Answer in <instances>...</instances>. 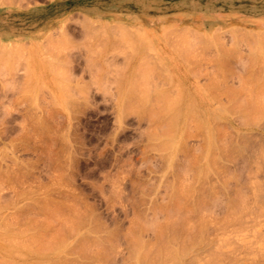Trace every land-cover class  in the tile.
<instances>
[{
	"label": "rangeland",
	"instance_id": "1",
	"mask_svg": "<svg viewBox=\"0 0 264 264\" xmlns=\"http://www.w3.org/2000/svg\"><path fill=\"white\" fill-rule=\"evenodd\" d=\"M12 1L0 0V264H257L264 0ZM176 188L198 211L172 216Z\"/></svg>",
	"mask_w": 264,
	"mask_h": 264
},
{
	"label": "bare ground",
	"instance_id": "2",
	"mask_svg": "<svg viewBox=\"0 0 264 264\" xmlns=\"http://www.w3.org/2000/svg\"><path fill=\"white\" fill-rule=\"evenodd\" d=\"M12 2H13V1L11 0V3H12ZM8 3H9V2H8ZM121 26H122V25H121ZM123 26H124V25H123ZM122 28H123V27H122ZM124 28H125V26H124ZM138 31H139V30H138ZM142 31H143V30H142ZM142 31L140 32V34L142 33ZM243 32H244V31H243ZM137 33H138V32H137ZM238 34H239V32H238ZM173 35L176 36L174 33H173ZM241 35H243V34H241ZM174 38H175V37H174ZM174 38H173V39H174ZM179 39H180V38H179ZM174 40H177V39L175 38ZM177 41H178V40H177ZM179 41H180V40H179ZM241 41H242V40H241ZM178 43L180 44V42H178ZM260 43H261V42H260ZM259 47H260V46H259ZM261 47H262V45H261ZM259 53H260V52H259ZM220 58H221V57H220ZM257 61H258V60H257ZM218 67H219V66H218ZM161 70H163V69H161ZM219 70H220V69H219ZM221 71H222V70H221ZM222 74H223V73H222ZM263 74H264V73H263ZM207 75H208V74H207ZM259 75H260V74H259ZM261 78L264 79V76H262ZM219 79H220V78H219ZM219 79L216 78V80H219ZM257 79H258V78H256V80H257ZM223 80H224V78H223ZM261 80H262V79H261ZM219 81H220V80H219ZM219 81H218V82H219ZM215 82H216V81H215ZM258 82H259V81H258ZM247 83H249V81H248ZM247 83H246V84H247ZM252 83H253V82H252ZM254 83H255V82H254ZM256 83H257V81H256ZM263 83H264V81H263ZM217 84H218V83H217ZM242 84L244 85V83H242ZM242 84H241V88H240V90L244 88ZM257 84H258V83H257ZM62 85H63V84H62ZM210 85H211V84H210ZM210 85H209V86H210ZM248 85H249V84H248ZM212 86H213V85H212ZM222 86H223V85H222ZM63 87H64V86H63ZM216 87H217V86H216ZM245 87H246V86H245ZM249 87H251V86H249ZM252 87H253V86H252ZM252 87H251V88H252ZM256 87H257V86H256ZM258 87H259V86H258ZM138 88H140V87L138 86ZM231 88H232V87H231ZM231 88H230V89H231ZM251 88H250V89H251ZM136 89H137V88H136ZM136 89H135V90H136ZM210 89H211V88H210ZM223 89H224V87H223ZM227 89H228V88H227ZM248 89H249V88H248ZM248 89H247V90H248ZM60 90H61V89H60ZM135 90H134V91H135ZM243 90H244V89H243ZM256 90H257V89H256ZM256 90H255V94H256V93L258 94L259 92L256 91ZM134 91H132V92H134ZM137 91H138V90H137ZM141 91H142V90H141ZM141 91H140V93L137 92V94H138V93L141 94V93H142ZM143 91H144V90H143ZM166 91H167V90H166ZM166 91L164 92V94L167 96L168 93L166 94ZM208 91H209V90H208ZM219 91H220V90H219ZM248 91H249V93H250V90H248ZM157 92H158V91H157ZM161 92H162V91H161ZM232 92H233V91H232ZM261 92H262V91H261ZM227 93H228V92H227ZM229 93H231V92H229ZM252 93H253V92H252ZM252 93H251V94H252ZM134 94H135V93H134ZM162 94H163V93H162ZM219 94H220V93H219ZM219 94H218V95H219ZM225 94H226V93H225ZM165 95H164V98H163V99H165V97H166ZM215 95H216V94H215ZM258 95H259V96H263L264 93H263V95H260V93H259ZM137 96H140V95H137ZM145 96H146V95H145ZM156 96H157V95H156ZM161 96H162V95H161ZM158 97H159V96H158ZM167 97H168V99L170 100V97H171V96L169 95V96H167ZM231 97H234V94H233V96H232V94H231ZM247 97H251V95H248ZM255 97H257V96H255ZM140 98H142V97H140ZM144 98H145V97H144ZM146 98H147V97H146ZM172 98H173V97H172ZM175 98H176V97H175ZM175 98H174V99H175ZM181 98H182V97H181ZM181 98H180V99H181ZM236 98H237V97H236ZM253 98H254V97H253ZM257 98H258V97H257ZM262 98H264V97H262ZM262 98L260 97V99H261V104L263 103V102H262V100H263ZM168 99H166V100H168ZM178 99H179V97H178ZM230 99H231V98H230ZM234 99H235V97H234ZM134 100H135V99H134ZM145 100L147 101V99H145ZM145 100H144V101H145ZM176 100H177V98H176ZM176 100H175V101H176ZM243 100H246V99H243ZM248 100H249V101H248L249 104H251V103L254 101V100L252 101L251 99H248ZM250 100H251V101H250ZM129 101H130V100H129ZM132 101H133V100H132ZM140 101H141V100H140ZM142 101H143V100H142ZM156 101H158V100H156ZM156 101H155V102H156ZM160 101H161V100H159V102H158L159 105H161V104H160ZM175 101H174V102H175ZM230 101H232V100H230ZM127 102H128V100H127ZM133 102H135V101H133ZM161 102H162V101H161ZM171 102H172V101H171ZM174 102H172L173 108H174ZM177 102H180V100H179V101L177 100ZM238 102H239V101H238ZM244 102H245V101H244ZM246 102H247V101H246ZM250 102H251V103H250ZM255 102H256L257 104H254V102H253V104H254V105H259V107H260V105H261L260 102H257V100H255ZM55 103H56V102H55ZM67 103H68V102H67ZM67 103H66V104H67ZM130 103H131V102H130ZM130 103H129V104H130ZM143 103H145V102H143ZM146 103H147V102H146ZM153 103H154V100H153ZM175 103H176V102H175ZM57 104H58V103H57ZM127 104H128V103H127ZM140 104H141V103H140ZM150 104H151V103H150ZM156 104H157V103H156ZM158 104H157V105H158ZM162 104H164V103H162ZM168 104H169V103H168ZM246 104H247V103H246ZM125 105H126V104H125ZM132 105H135V106H136V104H134V103H133ZM147 105H148V104H147ZM165 105H166V104H165ZM223 105H224V104H223ZM262 105H263V104H262ZM135 106H134V107H135ZM141 106H142V105H141ZM144 106H145V104H144ZM150 106H151V105H150ZM190 106H191V105H190ZM194 106H195V105H194ZM240 106H241V103H240ZM136 107H137V106H136ZM161 107H162V105H161ZM195 107H196V106H195ZM151 108H152V107H151ZM166 108H167V107H165V109H166ZM192 108H193V106H191L190 109H192ZM223 108H224V107H223ZM241 108H242V107H241ZM241 108H240V111H241ZM261 108L264 109V106H261ZM139 109H140V108H139ZM144 109H145V108H144ZM160 109H161V108H160ZM162 109H163V108H162ZM167 109H168V108H167ZM171 109H172V108H171ZM224 109H225V108H224ZM263 109H262V110H263ZM152 110H153V109H152ZM196 110L198 111V109H196ZM260 110H261V109H260ZM155 111H156V110H155ZM162 111H163V110H162ZM169 111H170V110H169ZM169 111H168V112H169ZM199 111H200V110H199ZM206 111H207V110H206ZM220 111H221V110H220ZM160 112H161V111H160ZM164 112H167V111L164 110ZM188 112H189V111H188ZM155 113H156V112H155ZM205 113H206V112H205ZM205 113H203V115H205ZM143 114H144V113H143ZM153 114H154V110H153V113H152V114H148V115H151V117H153ZM157 114L160 115L159 112H157ZM191 114H192V113H191ZM121 115H122V113H121ZM166 115H167V113H166ZM170 115L172 116V113H171ZM170 115H169V116H170ZM198 115L200 116L201 114L199 113ZM167 116H168V115H167ZM171 116H170V117H171ZM190 116L192 117V115H189V117H190ZM205 116H206V115H205ZM207 116H210V117H211L212 114H209V115H208V112H207ZM217 116H218V115H217ZM149 117H150V116H149ZM173 117H174V116H173ZM212 117H213V116H212ZM248 117H249V116H248ZM253 117H254V116H253ZM155 118H158V116L155 117ZM167 118H168V117H167ZM171 118H172V117H171ZM195 118H198V117L196 116ZM199 118H200V117H199ZM199 118H198V119H199ZM216 118H218V117H216ZM216 118H215V120L218 121V119H216ZM251 118H252V115H251ZM251 118H250V120H251ZM152 119H153V118H152ZM152 119H151V122H152ZM188 119H189V118H188ZM247 119H248V118H246V120H247ZM253 119H254V118H253ZM153 120H154V119H153ZM157 120H158V119H157ZM168 120H169V119H168ZM175 120H176V118H175ZM175 120L172 119L171 121H175ZM189 120H190V119H189ZM199 120L201 121V118H200ZM254 120H255V119H254ZM160 121H161V120H160ZM193 121H195V119H194ZM197 121H198V120H197ZM166 122H167V120H166ZM207 122H208V121H207ZM218 122H219V121H218ZM168 123H169V121H168ZM171 123H173V122H170V124H171ZM198 123H199V122H198ZM213 123H214V122H213ZM222 123H223V122H222ZM251 123H252V122H251ZM170 124H169L168 126H170ZM173 124H174V123H173ZM199 124H200V123H199ZM199 124L195 123V125H198V126H199ZM201 124H202V128H203V124H205V126H206V123H203V122H202ZM201 124H200V127H201ZM155 126H156V125H155ZM158 126H159V125H158ZM168 126H167V128H168ZM171 126H172V125H171ZM213 126H214V125H213ZM159 127H160V126H159ZM200 127H198V130H199ZM188 128H189V127H188ZM208 128H209V124H208ZM170 129H171V128H170ZM185 129H186V128H185ZM204 129H205V128H204ZM206 129H207V128H206ZM227 129H228V127H227ZM163 130H164V128H163ZM168 130H169V129H168ZM220 130H221V129H220ZM232 130H233V129H232ZM33 132H34V131H33ZM187 132H188V131H187ZM221 132H223V131H221ZM221 132H220V133H221ZM225 132H226V131H225ZM228 132H229V131H228ZM147 133H148V132H147ZM165 133H166V132H165ZM172 133H175V132H172ZM204 133H206V131H205ZM209 133H210V132H209ZM213 133H214V132H213ZM215 133H216V132H215ZM215 133H214V134H215ZM168 134H169V133H168ZM170 134H171V133H170ZM224 135H225V134H224ZM167 136H168V135H167ZM170 136H171V135H170ZM172 136H173V135H172ZM187 136H188V135H187ZM214 136H216V135H214ZM214 136H213V138H215ZM227 136H228V135H227ZM227 136H226V137H227ZM155 137H156V136H155ZM162 138H163V137H162ZM231 138H232V137H231ZM239 138H240V136H239ZM158 139H159V138H158ZM173 139H174V138H173ZM206 139H207V137H206ZM206 139H205V140H206ZM215 139H216V138H215ZM169 140H170V139H169ZM221 140H222V139H221ZM163 141H165L164 144H162ZM163 141L161 142V146H162V145L164 146L165 143H167L166 140H163ZM184 141H185V140H184ZM212 141H213V140H212ZM217 141H219V140H217ZM224 141L226 142V138H225ZM174 142H175V140H174ZM207 142H208V141H207ZM221 142H222V141H221ZM171 143H172V142H171ZM227 143H228V142H227ZM208 144H209V143H208ZM212 144H213V143H212ZM214 144H215V143H214ZM220 144H221V143H220ZM222 144H225V143H222ZM168 145H169V144H168ZM179 145H181V142H180ZM206 145H207V144H206ZM165 146L167 147V145H165ZM225 146H226V145H225ZM169 147H171V144H170V146H168L167 148H169ZM212 147H213V146H212ZM218 147H219V146H218ZM223 147H224V146H223ZM167 148H166V149H167ZM216 148H217V147H216ZM263 148H264V146H263ZM163 149H165V148H163ZM182 149H183V148H182ZM238 149H239V148H238ZM167 150H168V149H167ZM177 150H179V149H177ZM177 150H176V151H177ZM211 150H212V149H211ZM261 150H262V149H261ZM259 151H260V150H259ZM165 152H167V151H165ZM196 152H197V151H196ZM199 152H200V151H199ZM222 152H223V151H222ZM260 152H261V151H260ZM162 153H163V152H162ZM170 153H171V152H170ZM205 153H206V152H205ZM261 154H262V156H263L262 158H264V155H263L262 152H261ZM176 155H177V154H176ZM204 155H205V154H204ZM204 155H203V156H204ZM259 155H260V154H259ZM171 156H172V155H171ZM201 156H202V155H201ZM167 157H168V156H167ZM169 157H170V156H169ZM191 157H192V156H191ZM213 157H214V156H213ZM213 157H211L212 160H215L216 158L213 159ZM258 158H259V156H258L257 158H255V159H258ZM189 159H190V158H189ZM197 159H198V157H197ZM199 159H201V158L199 157ZM202 159H203V157H202ZM191 160H192V159H191ZM260 160H262V159H260ZM260 160H259V161H260ZM263 160H264V159H263ZM168 161H169V160H168ZM189 161H190V160H189ZM194 161H195V160H194ZM254 161H255V160H254ZM186 162H188V161H186ZM191 162H192V161H191ZM195 162H196V161H195ZM213 162L215 163V161H213ZM189 163H190V162H189ZM197 163H198V162H197ZM197 163H196V164H197ZM210 163H211V162H210ZM210 163H209V164H210ZM187 164H188V163H187ZM194 164H195V163H193L192 165H194ZM196 164H195V165H196ZM166 165H167V164H166ZM195 165H194V166H195ZM199 165H201V164L199 163ZM205 165H206V164H205ZM206 166H207V165H206ZM211 166H212V165H211ZM185 167H186V166H185ZM186 168H187V167H186ZM191 168H192V167H191ZM204 168H207V167L204 166ZM170 169H171V168H170ZM181 169H182V168H181ZM187 169L189 170V168H187ZM198 169H199V167H198ZM211 169H212V168H211ZM259 169H260V168H259ZM200 170H201V168H200ZM200 170H197V171H200ZM202 170H203V169H202ZM181 171H183V170H181ZM191 171H192V170H191ZM191 171H190V172H191ZM210 171H211V170H210ZM234 171H235V170H234ZM247 171H248V170H247ZM253 172H254V171H253ZM182 173L184 174V172H182ZM186 173H187V171H186ZM195 173H196V172H195ZM195 173H194V175H195ZM246 173H247V172H246ZM187 174H189V173H187ZM191 174H192V173H191ZM233 174H234V173H233ZM198 175H199V174H198ZM187 176H188V175H187ZM250 176H251V175H250ZM256 176H257V175H256ZM177 177H180V176L177 175ZM183 177H185V176H183ZM188 177H189V176H188ZM223 177H224V176H223ZM193 178L196 179V176H194ZM198 178H199V177H198ZM224 178H225V177H224ZM175 179H176V178H175ZM178 180H179V179H178ZM188 180H189V179H188ZM255 180H256V179H255ZM179 181H180V180H179ZM179 181H178V182H179ZM190 181H191V180H190ZM188 182H189V181H188ZM188 182H187V183H188ZM253 182H255V181H253ZM257 182H258V181H257ZM176 183H177V182H176ZM181 183H182V182H181ZM189 183H190V182H189ZM178 184H179V183H178ZM182 184H183V183H182ZM187 185H188V184H187ZM189 185H190V184H189ZM191 185H192V184H191ZM258 185H259V184H258ZM177 186H179V185H177ZM180 186H181V185H180ZM180 186H179V187H180ZM185 186H186V183H185ZM192 186H193V185H192ZM260 186H261V185H260ZM260 186H259V187H260ZM262 186H263V185H262ZM262 186H261V187H262ZM171 187H173V186H171ZM189 187H190V186H189ZM173 188L175 189V186H174ZM182 188H183V187H182ZM187 188H188V187H187ZM187 188H186V189H187ZM174 189H173V191H174ZM184 189H185V188H184ZM252 189H254V188H252ZM252 189H251L250 192H252V191L254 192V190H252ZM259 189H260V188H259ZM176 190H177V191H176V192L174 191V192L172 193V195H175V194H176V196H177L178 198H177L176 196H175L176 198L174 197V198H175V200H174V204H172V201H170L171 204L169 203L170 206L173 205V209H172V210H173V213H175V214H173V213L170 212L171 209H168V208H171V207H167V208L165 209L166 211H167V210H170V211H167V212H170L171 215L173 214V215H172L173 217H174V216H177L178 213H179L178 216H180V211H181V209H183L184 207H185V208H188V207L190 208V205L192 204V201H191V202H190V203H191L190 205H188V206H186V205L183 206V205L181 204V201H182L181 198H182V195H183V194L181 195V192L178 190V188H176ZM190 190H192V191L194 192L193 189H190ZM241 190H242V189H241ZM261 190H262V189H261ZM170 191H171V190H170ZM188 191H189V190H188ZM258 191H259V190H258ZM258 191L256 190V192H258ZM179 192H180V193H179ZM262 192H263V191H262ZM262 192H261V193H262ZM188 193H189V192H188ZM188 193H184V195H185V194L188 195ZM261 193H259L260 196H261ZM179 194L181 195V198H180V195H179ZM240 194H242V193H239V196H240ZM256 194H258V193H256ZM256 194H254V195H256ZM178 195H179V196H178ZM191 195H192V194H191ZM214 195H215V194H214ZM185 196H186V195H185ZM189 196H190V195H189ZM246 196H247V194H246ZM240 197H241V199L243 200V197H244V196H243V197L240 196ZM240 197H239V198H240ZM262 197H263V196H262ZM190 198H192V197H190ZM244 198H245V197H244ZM257 198H258V197H257ZM257 198L254 197V199H257ZM193 199H194V198H193ZM247 199H248V197H247ZM254 199H253V200H254ZM260 199L262 200V198H260ZM184 200H185V198H184ZM202 200H203V199H202ZM239 200H240V199H239ZM245 200H246V199H245ZM245 200L243 201V203L246 202ZM185 201H186V200H185ZM263 201H264V200H263ZM263 201H262V202H263ZM183 202H184V201H183ZM241 202H242V201H241ZM241 202H240V203H241ZM247 202H248V200H247ZM257 202H258V201L255 202V203H256V206H258V203H257ZM259 202H260V200H259ZM0 203H1V202H0ZM198 203H199V207H200V202H198ZM198 203L196 202V204H198ZM252 203H253V202H252ZM255 203H254V204H255ZM4 204H5V203H4ZM65 204H66V203H65ZM184 204H186V203H184ZM202 204H203V203H202ZM234 204H235V203H234ZM241 204H242V203H241ZM259 204H260V203H259ZM192 205H194V206H193V207L191 206L190 210H193V212H194L195 210L198 211V209H197L198 207L195 209V204H192ZM226 205H227V204H226ZM231 205H232V204H231ZM231 205H230V207H231ZM251 205H252V204H251ZM196 206H198V205H196ZM239 206H240V205H239ZM239 206H238V207H239ZM243 206H244V204H243ZM246 206H247V205H246ZM246 206H245V209H246ZM262 206H264L263 203H262ZM18 207H19V206H18ZM182 207H183V208H182ZM236 207H237V206H236ZM260 207H261V206L259 205V207H257V208H259V210H260ZM0 208H1V207H0ZM231 208H233V205H232ZM231 208H230V209H231ZM241 208H242V205H241ZM248 208H250V207H248ZM254 208H255V206H254ZM254 208H252V210H251V209H249V210H251V211H255V210H253ZM245 209L242 210V212L245 211ZM75 210H76V209H75ZM157 210H158V209H157ZM186 210H187V209H186ZM234 210H235V209H234ZM73 211H74V210H73ZM237 211L239 212V210H237ZM246 211H247V210H246ZM246 211H245V212H246ZM260 211H262V210H260ZM238 212H237V213H238ZM170 213H169V214H170ZM243 213H244V212H243ZM259 213H260V212H259ZM10 214H12V212H11ZM77 214H79V213H77ZM240 214H241V213H240ZM79 215H80V214H79ZM241 215H243V214H241ZM241 215H240V216H241ZM244 215H245V214H244ZM14 216H15V213H14ZM17 216H18V215H16V218H19V217H17ZM169 216H170V215H169ZM169 216L167 215V217H169ZM172 216H171V217H172ZM181 216H182V213H181ZM234 216H235V214H234ZM7 217H8V215H7ZM171 217H170V219H172ZM182 217H183V216H182ZM184 217H185V216H184ZM211 217H212V216H211ZM232 217H233V216H232ZM238 217H239V216H238ZM238 217H237V219L235 218V220H238ZM258 217H259V216H258ZM174 218H175V217H174ZM228 218H230V217H228ZM2 219H3V218H2ZM11 219H12V218L10 217V220H11ZM168 219H169V218H168ZM240 219H241V218H239V220H240ZM242 219H243V218H242ZM242 219H241V220H242ZM36 220L38 221V219H36ZM76 220H77V219H76ZM78 220H79V218H78ZM179 220H181V219H179ZM241 220H240V221H241ZM11 221H12V220H11ZM14 221H17V220L14 219ZM80 221H81V220H80ZM169 221H170V220H169ZM177 221H178V220H177ZM242 221H243V220H242ZM4 222H6V221L4 220ZM140 222H141V221H140ZM166 222H167V221H166ZM173 222L176 223L175 225H177V223H178V222H175L174 219H173ZM183 222H184V221H183ZM170 223H171V222H170ZM180 223H181V221H180ZM11 224H12V226H13V223H11ZM48 224L50 225V223H48ZM154 224H155V223H154ZM154 224H153V225H154ZM156 224H157V223H156ZM163 224H164V223H163ZM172 224H173V223H172ZM172 224H168V223H167V225H168V226H167L166 223H165V227H166V226L169 227V230H168V231H169V236H170L169 239H170V240H168V241H169L170 243H171V241H172L171 239H172L173 237H174V239H176V240L173 239V241H178L177 239L180 237L179 235H181V234L184 233L183 231L181 232V234H180V232H179V235H178V236H176V235L174 234V233H177V229H176V228H178V229L181 231V228H180L179 225H177V226L174 225L175 227L172 226V227L174 228V231H173L174 233H171L170 231L173 229V228L171 227ZM14 225H15V223H14ZM24 225H25V224H24ZM142 225H143V223H142ZM169 225H170V226H169ZM188 225H190V224L188 223V224H187V227H188ZM224 225H225V224H224ZM1 226H2V225H1ZM1 226H0V227H1ZM3 226H4V225H3ZM3 226H2V227H3ZM5 226H7L6 223H5ZM5 226L3 227V229L6 228ZM16 226H17V225H16ZM18 226H19V225H18ZM145 226H146V225H145ZM150 226H151V225H150ZM158 226H159V225H158ZM190 226H191V225H190ZM9 227H10V226H9ZM47 227H48V226H47ZM160 227H162V226L160 225V226L158 227V229H159ZM163 227H164V226H163ZM165 227H164V228H165ZM170 227H171V230H170ZM191 227H192V226H191ZM200 227H201V225H200ZM19 228H20V227H19ZM21 228H22V227H21ZM21 228H20V229H21ZM26 228H27V227H26ZM150 228H151V227H150ZM155 228H156V227H155ZM53 229H54V228H53ZM161 229H163V228H161ZM167 229H168V228H167ZM187 229H190V228L188 227ZM197 229L199 230V227H198ZM201 229L203 230V228H201ZM219 229H220V228H219ZM12 230L14 231V226H13V229H12ZM18 230H19V229H18ZM24 230H25V226H24ZM140 230H141V229H140ZM143 230H144V229H143ZM163 230H164V234H165V232H166V234H168V232L166 231V229H163ZM163 230H162V232H163ZM179 230H178V231H179ZM185 230H186V229H185ZM198 230H197V232H199ZM202 230H200V231L202 232ZM6 231H7V230H6ZM8 231H11V229L8 228ZM26 231H27V230H26ZM54 231H55V230H54ZM189 231H190V230H189ZM189 231H188V232H189ZM11 232H12V231H11ZM15 232H16V231H15ZM139 232H140V231H139ZM201 232H200V233H201ZM2 233H3V232H2ZM2 233H0V234H2ZM12 233H14V232H12ZM23 233H24V232H23ZM37 233H38V232H37ZM160 233H161V232H160ZM170 233L173 235V237H172V235H171ZM189 233H192V231L189 232ZM7 234H8V233H7ZM21 234H22V233H21ZM24 234H25V233H24ZM51 234H52V233H51ZM55 234H57V233L55 232ZM55 234H54V232H53V236H52L53 239L55 238V237H54ZM162 234H163V233L159 234V236L161 235L162 237H164V236H163L164 234H163V235H162ZM177 234H178V233H177ZM184 234H185V233H184ZM192 234H195V233H192ZM192 234L190 235V238L187 236L188 234L186 235V236L188 237V239H191V238L193 239ZM2 235L5 237L6 234H5V235L2 234ZM2 235H1L0 238H2V240H3L4 237H2ZM8 235H9V234H8ZM10 235H11V234H10ZM10 235H9V236H10ZM58 235H59V234H58ZM156 235H157V234H156ZM197 235H198V234H197ZM9 236H8V237H9ZM20 236H21V235H20ZM24 236H25V235H24ZM32 236H33V235H32ZM55 236H56V235H55ZM130 236H131V235H130ZM157 236H158V235H157ZM175 236H176V237H175ZM186 236L184 235L183 237L187 238ZM195 236H196V235H195ZM6 237H7V236H6ZM8 237H7V240L5 239V241H7V242H9V240H11V239H12L13 241H16V240H14V239L17 238L16 235H15V238H14V239H13L14 236H12V238H11V236H10L9 238H8ZM22 237H23V235H22ZM60 237H61V236H60ZM133 237H134V236H133ZM171 237H172V238H171ZM177 237H178V238H177ZM196 237H197V236H196ZM23 238H24V237H23ZM27 238H28V237H27ZM29 238H30V237H29ZM31 238H32V237H31ZM31 238H30V240H33V239H31ZM61 238H62V237H61ZM157 238H158V237H157ZM165 238H167V235L165 236ZM180 238H182V237H180ZM17 239H19V237H18ZM58 239H59V238H58ZM58 239H54V240L57 241ZM79 239H80V238H79ZM135 239H136V236H135ZM160 239H161V240H160ZM163 239H164V238H160V237H159V239H157V241L159 240V243H158V242H157V243L160 245V243L163 242ZM167 239H168V238H167ZM167 239H166V240L164 239V242H163L164 247H163L162 244H161L160 247H159V246H155V248H156V247H157V248L159 247V248L162 250V251H160L159 249H156V250H159V252L161 253V256H162V253H163L164 256H165V254H167L166 256L169 257V258H171V256H172V252H173V251L170 250V251H172V252H171V254L169 255V251H168V248H169V247H167V246L169 245V242L167 241ZM182 239H183V238H182ZM12 240H11L10 243L13 242ZM20 240L22 241L21 238H20ZM49 240H51V238H50ZM54 240H53V241H54ZM132 240H133V238H132ZM136 240H137V239H136ZM194 240H195V237H194L193 240H190V241H194ZM18 241H19V240H18ZM21 241H20V243L22 244V246H23L24 244H26V243H24L25 241L27 242V240H25L24 242H23V241L21 242ZM53 241H52L51 243L48 241V243H49L50 245L47 246V244H46L47 247L44 246V247H45V251H46V250L51 251V250H53V249H55V250L57 249V245H58L60 242L58 243V242L54 241V244L56 243L57 245L54 246V248H53V245H52ZM59 241H62V240H59ZM63 241H64V240H63ZM137 241H138V240H137ZM160 241H161V242H160ZM180 241H182V240H179V242H180ZM184 241H185V239H184ZM2 242H3V241H2ZM35 242H36V241H35ZM40 242H41V241H40ZM65 242H66V241H65ZM166 242L168 243L167 246L165 245V244H167ZM179 242H178L179 245H183V244H181L182 242H181V243H179ZM248 242H249V241H248ZM3 243H6V242H3ZM10 243H8V244H10ZM13 243H14V242H13ZM23 243H24V244H23ZM28 243H29V241H28ZM41 243H43V241H42ZM45 243H46V242H45ZM45 243H44V245H45ZM87 243H88V242H87ZM95 243H96V242H95ZM141 243H142V242H141ZM184 243H185V242H184ZM31 244H32V243H31ZM61 244L64 246V244H63L62 242L60 243V245H61ZM138 244L141 245L140 242H139ZM142 244H143V243H142ZM171 244H172V243H171ZM173 244H175V243H173ZM187 244H188V241H187ZM187 244H186V245H187ZM263 244H264V243H263ZM27 245H29V244H27ZM38 245H40V243H39ZM80 245H81V244H80ZM92 245H94V244L92 243ZM151 245H152V244H151ZM151 245H149V246H151ZM248 245H249V244H248ZM30 246H32V245H30ZM51 246H52L53 249L51 248ZM88 246H89V244H88ZM142 246H143V245H141L140 247H142ZM149 246H148V247H149ZM165 246H166V247H165ZM175 246H176V245L173 246V249H175V248H174ZM184 246H185V245H184ZM23 247H24V246H23ZM25 247H26V246H25ZM48 247H49L50 249H48ZM55 247H56V248H55ZM59 247H60V246H59ZM59 247H58V248H59ZM61 247H62V246H61ZM79 247H80V246H79ZM84 247H85V246H84ZM134 247H135V246H134ZM137 247H138V245H137ZM140 247H139V248H140ZM171 247H172V246H171ZM182 247H183V246H182ZM27 248H28V247H27ZM32 248H33V247H32ZM97 248H98V247H97ZM97 248H96V249H97ZM150 248H151V247H150ZM178 248H180V247H178ZM185 248H186V247H185ZM188 248H189V247H188ZM252 248H253V247H252ZM24 249H25V248H24ZM37 249H38V248H37ZM43 249H44V248H43ZM66 249H67V248H66ZM91 249H92V248H91ZM170 249H171V248H170ZM249 249H251V248H249ZM41 250H42V248H41ZM75 250H76V249H75ZM77 250H78V249H77ZM77 250H76V251H77ZM139 250H140V249H139ZM148 250H149V249H148ZM164 250H165V252H163ZM183 250H184V249H183ZM256 250H257V249H256ZM39 251H40V250H39ZM53 251H54V250H53ZM65 251H66V250H65ZM90 251H91V250H90ZM93 251H94V250H93ZM137 251H138V250L136 249V252H135V253H137ZM154 251H155V250H154ZM185 251H186V249H185ZM259 251H260V250H259ZM4 252H5V251H4ZM40 252H41V251H40ZM43 252H44V251H43ZM46 252H47V251H46ZM63 252H64V251H63ZM142 252H143V251H142ZM149 252H150V250H149ZM174 252H175V251H174ZM176 252H177V250H176ZM176 252H175V253H176ZM180 252L183 253L182 249H181ZM187 252H188V251H187ZM255 252H256V251H253V249H252V252H250V253H253V254H254ZM261 252L263 253V251H261ZM261 252H260V253H261ZM7 253H8V252H7ZM13 253H14V254H13ZM13 253H12L13 255H16L17 252H13ZM19 253H20V252H19ZM19 253H18V254H19ZM38 253H39V252H38ZM131 253H132V252H131ZM144 253H146V255L144 256V257H146V256H147V252L145 251ZM248 253H249V251H248ZM257 253H259V252H256V254H257ZM260 253H259V254H260ZM262 253H261L260 256H259V254H257L259 257H261L260 260H258L257 264H262V263H263V262H262V263H261V262L259 263V261H261V259L264 260V253H263V254H262ZM65 254H66V253H65ZM137 254H138V253H137ZM137 254H135V255L137 256ZM155 254H156V253H155ZM158 254H159V253H158ZM158 254H157V255H158ZM183 254H184V253H183ZM253 254H252V255H253ZM256 254H254L255 256L253 255L255 258H257V257H256V256H257ZM20 255H21V254H20ZM96 255H97V254H96ZM152 255H153V254H152ZM157 255H156V256H157ZM180 255H181V253H180ZM21 256H22V255H21ZM23 256H24V255H23ZM23 256H22V257H23ZM153 256H154V255H153ZM158 256H159V255H158ZM161 256H160V258H161V261H162V257H161ZM183 256H184V255H183ZM183 256H182V257H183ZM62 257H63V256H62ZM138 257H139V256H138ZM172 257H174V254H173ZM175 257H176V256H175ZM56 258H58V257H56ZM64 258L66 259V257H64ZM160 258H159V259H160ZM165 258H166V257H165ZM165 258H163V261H164L163 263H165V261H166V260H164ZM4 259H5V258H4ZM4 259H3V260H4ZM65 259H64V260H65ZM132 259H133V258H132ZM146 259H147V257H146ZM146 259L143 258V260H144L143 262L146 261L145 264L147 263L148 260H149L150 262L152 261V259H151L150 257H148V260H146ZM172 259H174V258H172ZM176 259H178V258L176 257L174 260H176ZM1 260H2V258H1ZM46 260H47V259H46ZM62 260H63V259H62ZM134 260H136V258H135ZM134 260H133V261H134ZM139 260H141V259L138 258L137 261L139 262ZM169 260H170V259H169ZM169 260H168V262L171 261V260H170V261H169ZM174 260H173V261H174ZM235 260H237V259H235ZM251 260H253V258H252ZM251 260H249V261H251ZM133 261H132V262H133ZM158 261H159V262H158ZM158 261H157V262L155 261V262L159 264V263H160V260H158ZM177 261H178V260H177ZM237 261H239L240 264L243 262V261L241 262L240 260H237ZM256 261H257V259H256ZM3 262H5V261H3ZM6 262H8V261H6ZM9 262H11V261H9ZM12 262H13V261H12ZM50 262H51V261H50ZM155 262H153V261H152L151 263L148 262V264H153V263L155 264ZM168 262H166V263H168ZM252 262L256 264V262L251 261V263H252ZM13 263H14V262H13ZM96 263H97V262H96ZM96 263H95V264H96ZM98 263H99V262H98ZM100 263H101V262H100ZM135 263H136V262H135ZM11 264H12V263H11ZM14 264H15V263H14ZM18 264H19V263H18ZM46 264H47V263H46ZM48 264H49V262H48ZM51 264H53V261L51 262ZM74 264H75V262H74ZM76 264H77V263H76ZM78 264H79V263H78ZM136 264H137V263H136ZM143 264H144V263H143ZM168 264H169V263H168ZM170 264H172V263H170ZM173 264H175V262H174ZM242 264H245V263L243 262ZM247 264H250V263L248 262Z\"/></svg>",
	"mask_w": 264,
	"mask_h": 264
}]
</instances>
